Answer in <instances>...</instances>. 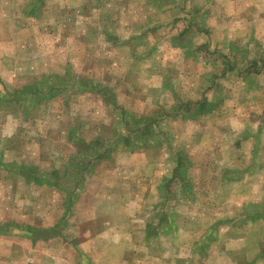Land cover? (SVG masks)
<instances>
[{
  "label": "rangeland",
  "instance_id": "obj_1",
  "mask_svg": "<svg viewBox=\"0 0 264 264\" xmlns=\"http://www.w3.org/2000/svg\"><path fill=\"white\" fill-rule=\"evenodd\" d=\"M211 1H12L10 6L20 21L23 8L33 10L24 14L29 18L24 20L29 36L14 39L12 47L30 52L5 55L13 58L6 64L19 62L12 65V70L18 72L20 68L21 74L14 82H10L14 76L0 74L4 94H20L45 75L59 74L57 80L48 79V90H42L46 98L40 103L0 101V221L37 227L33 236L18 234L20 240L13 244L26 259L14 264H166L164 256L158 262L153 260L154 254H170L173 250L177 256L187 257L190 245L194 248L191 256L198 257L199 241L210 228L214 240L219 234L214 224L220 225L221 218L230 220L234 212L241 211L231 208L234 203L240 204L239 200L223 207L216 204L217 200L208 209L211 201L200 197L203 210L195 206L193 202L199 198L194 199L191 191L202 192L209 186L212 173L222 169L201 166V160L226 161V170H231L234 160L243 161L233 164L232 170L239 173L236 168L240 166L244 173L253 171L248 185L255 186L256 194L262 190L263 195L255 202L260 201L264 209V87L254 91L252 82H246L247 78L261 81L264 77L259 62L246 70L237 69V56L232 58L221 44L216 45L208 26L219 23L223 17L215 16L223 15L229 7L224 0L222 6L218 0ZM134 2L137 7L132 9L129 5ZM199 5L214 17L212 23L193 10ZM199 25L207 33L201 39ZM65 31H73V36L61 38L60 33ZM82 36L84 39H79ZM7 42L0 38V47ZM91 46L94 51L88 49ZM197 52L206 62L200 71L209 68L216 74L202 79L186 70L191 65L185 63V55L193 58ZM261 58L260 63H264V55ZM30 59L34 63L27 65ZM240 62V66L246 63ZM195 70L197 75L201 73ZM61 76L66 77L64 85ZM160 77L173 81L172 88L150 87ZM77 78H94L97 85L87 89L81 82L79 87L65 85ZM217 95L223 100L218 101ZM188 109L196 110L191 117L182 114ZM232 116L243 123L238 136L229 127ZM169 129L171 132H167ZM163 130L171 137L170 149L164 146L151 152V145L164 137ZM117 141L127 150L115 149ZM236 141L240 147L232 149ZM2 143L10 148L8 152H3ZM134 145L148 149L136 154L130 152ZM183 146L189 159L198 160L199 166H177L180 152L172 151V147ZM107 148L109 152H105ZM95 154L110 159L92 167L88 160ZM15 160L29 163L32 177L57 174L60 181L41 187L19 182L20 175L11 172L13 166L8 165ZM76 163L80 165L76 177L85 183L81 182L80 191L73 192L76 184L67 182L66 174ZM245 185L240 184V188ZM7 187L8 196L4 195ZM180 188L185 189V195ZM240 188L234 186L233 191ZM14 190L18 192L14 194ZM169 210L178 212V223L188 217V230L201 227L197 236L166 235L167 226L176 220L167 213ZM60 222L61 227L54 229ZM221 237L228 239L226 235ZM222 244L215 243L210 254H217ZM195 258L187 264H198L193 263Z\"/></svg>",
  "mask_w": 264,
  "mask_h": 264
},
{
  "label": "crops",
  "instance_id": "obj_2",
  "mask_svg": "<svg viewBox=\"0 0 264 264\" xmlns=\"http://www.w3.org/2000/svg\"><path fill=\"white\" fill-rule=\"evenodd\" d=\"M12 1L14 0H0V38L7 39L8 41L5 47H0V64H1L0 74H7L10 77L14 76L12 77L13 79H10L11 80L10 82L16 81L15 79L21 74L20 73L21 69L18 68L19 71L14 72L12 70L13 69L12 65L17 64L19 62L14 61L12 64H6V61L13 60V58H9L8 56L5 55H9V53H14V52H16V54L18 52H22V53L30 52L29 49L23 50L20 49V47L13 49L12 47L16 43L15 41L16 39L23 38L25 35L29 36V34H27L28 26L24 25V20L29 18H27L24 14L26 12L30 13L32 10L29 7L23 8L22 9L23 20L20 21V18L17 15L16 10H14L15 8L10 6L12 5ZM216 1L217 0H213L210 3L213 4ZM218 1L220 2V6H222L223 1L222 0H218ZM224 1L228 3V7L230 10L228 9V11L224 12L223 15L220 14L219 16H215V17H223V18L220 20L219 23L216 24L213 23L211 24V26H208V28H210V30H212L213 32L211 36L214 37L213 39L217 40L216 45L219 46L221 44V47L225 51H227V53L232 58L237 56L236 58L237 63L234 62L233 59H231L236 64L237 69L246 70L249 68L250 65L252 64L254 65L256 62H259L260 70L262 72V76L264 77V63H260V60H262V58L259 59L262 55H264V0H224ZM123 2H126V5L129 4L127 1H123ZM123 2H121V4ZM129 7L135 9V7H137L136 2H134L133 4L130 3ZM199 7L200 5L198 7H194L193 10H197L198 14L200 15V18L204 19L207 17L208 20H210V23H212L213 22L212 18L214 17L206 14L202 10V8ZM244 7L246 10L243 11ZM2 9H5L6 12L2 11ZM26 22L27 21H25V23ZM59 22H64V21L61 20ZM3 28H5L4 32L1 31ZM203 31H204V27L199 25L198 32H202V34L198 35L197 33V35L199 36L200 39L203 37L202 35L206 37L205 34L207 33H203ZM70 35L73 36V31L72 32L65 31L60 33L61 38L68 37ZM79 39H84V38L82 36ZM11 40L14 41L11 42ZM218 40H220V43ZM92 47L93 46L89 47L88 49L94 51V48ZM127 51H131V50L128 49ZM192 51L196 52V50H192ZM39 53H40V48L38 50V54ZM189 53L193 54L191 51ZM196 54L197 56H194L193 58L185 55V63L191 65L188 66V68L186 69V70H190L189 72L190 74H194L198 77H202V79H207L209 75H213L217 73V71L215 70L213 73L212 69L209 68L207 70L200 71L206 67L205 64L206 62L204 63V61L200 57L199 52H197ZM33 59H35V56L33 57ZM240 61H245L246 63H243L240 66L241 63ZM38 62L40 63V61ZM20 63L24 64L26 62H20ZM32 63H34V61L30 59V61L26 64L32 65ZM194 67L199 72H201L199 75L196 74L197 71L195 70ZM69 68L73 71L71 65ZM90 72L93 71L90 70ZM55 75L59 76V74H55ZM58 76L45 75L44 76L45 78H42V80H36L35 83L32 85L33 87L25 88L24 91L20 94L11 93V92L4 94L6 92H4L3 91L4 89L0 87V101L13 102L18 104L40 103L46 98V95H44L45 93L42 90L43 89L46 91L48 90V86L46 85L48 83V79L55 78L57 80L59 78ZM65 78L66 77H62V80L60 81L62 84L65 81ZM219 79L215 80L217 84ZM80 82L84 87H86V89L89 86L97 85L96 82L94 81V78L91 79L87 78L85 79V81L79 80V78H77L76 81L71 80L69 83L65 85L71 88L79 87ZM246 82H252V88H254V91L258 90L260 86H261V90L263 89L262 87H264V79L261 81H256L254 80V78L251 79L247 78ZM4 83L7 84V82L5 81ZM0 84H2L1 81ZM173 84H174L173 81H170L169 79L163 81L162 77H160L158 78V83L153 85L151 84L150 87L158 88V89L163 86L166 88L168 87L172 88ZM216 99L218 101H221L223 100V97L221 95H217ZM192 111H196V110L194 109L184 110L182 114H188L189 117H191L190 114H194ZM220 113L222 114V111ZM214 114H217V110L214 112ZM235 115L238 117L236 111H235ZM237 117L232 116L230 118L231 123L229 127L238 136V133L241 131L240 127L243 126V123H241ZM169 118H173V117H168L169 121H173ZM169 131L171 132V129L167 130V132ZM167 132L164 131V137H162L161 140H159L156 144L151 145L150 147L151 152L153 151L152 149H155V152H157L159 148H162L164 146L166 147V150L170 149L171 137ZM237 142L238 141H236V143L234 144H231L232 149L233 147L234 148L240 147L239 146L240 144ZM116 146L117 148L115 147L114 148L117 149L118 151L124 152L127 150V147L123 142L117 143ZM141 147L142 146L140 145L138 146V148H136V146L134 145L130 149V152H135L137 154V152L139 151H144L145 149H148ZM9 149L10 148L5 147L2 143L3 152H8ZM254 150L255 149H253L252 151ZM172 151L180 152L179 155L181 156V159L177 164L178 167L181 165H185V166L200 165L198 160H193L192 162V160L189 159L190 157L185 149V146L179 149L172 147ZM109 159L110 158L108 157L105 158L101 156L92 160H88V162L91 161L92 167H96L99 166L100 164L105 163L106 160ZM186 159L188 160L186 161ZM11 161H13V159ZM11 161H9L8 163V165L13 166L12 168H10V171L20 175L19 177L22 180H19V182H23V183L26 182L28 185H30L29 183L32 182V183H36V185L41 187V186H47V184H51V183L57 185L58 181H60L55 177L57 174L44 175V176L38 175L37 177H32L30 175V168L32 166H30L29 163L27 162L26 164L25 162L18 163L16 160L14 162ZM200 163L201 166L204 167H209L213 165L216 168L221 166L222 169L220 170V172L214 171V173H212V175L216 176V178H214L213 176V178L209 179V186L205 187V189L202 192L200 193L196 192L197 190L191 191L194 199L196 197L199 198L197 201L193 202L195 206H198L200 211L203 210V201L200 199V197H204L207 200L211 201V205L208 204L206 206V208L208 209L213 207L212 203L217 202V200L218 202L216 204L219 205L221 203L220 204L221 207H223L226 203H234L239 200L240 204L234 203V205L231 208L234 210L241 209V211L238 212V214L234 212L230 220L221 218L222 221L220 222V225L214 224L215 226H218V232H219L217 238H215L214 240L211 236L213 234L212 227L210 228L211 231L207 234L208 236L206 235L202 237L201 240L199 241L201 252L198 254V257L195 258L193 255L191 256V254L194 251V248L192 247V245H190L191 248L190 256L187 257L177 256L176 254H174L173 250L169 249L170 254L166 253L165 254L166 256L160 254H154L153 260H156L158 262L159 258H162V256H164V259H167L165 261L166 264H176L178 262H181L179 264H187L191 262V260H193L194 258L195 260L193 261V263L197 262L198 264H264V209L260 206L261 205L260 201L255 202L256 200H258L255 198L256 197L261 198L263 193L262 190H260L261 192H257L256 194L255 186L253 187L252 185V187L250 188L248 185V183L252 182L253 171L248 172L246 170V173H244V171H242L241 169L242 167L237 166L236 169L239 171L240 174L238 172L234 173L232 170L233 164L234 165H236L237 163L244 164L243 161H239L237 159L231 162L230 165L231 170L225 169L226 167H228L226 161H220V162L214 161V162L204 163V160H201ZM84 165L85 164H82V166ZM78 166H80L78 163L71 164L72 168H70L69 173L66 174L67 176H69L67 182L72 181L74 184H76L75 190L73 192L80 191L79 188L81 182L85 183L84 179H82L80 182V179L76 177L79 175ZM247 166H249V164H247L246 162L245 167ZM168 181L169 178L167 179L166 185H169ZM240 184H246V185L244 188H240ZM173 185H175V182ZM234 186H238L240 190L234 192L233 191ZM5 190L6 192L4 195L8 196V191H9L8 187ZM12 192H14L15 194L16 192H18V190H14ZM180 192H182L185 195V189L180 188ZM261 193L262 195L260 196ZM175 197L176 196H174V198ZM184 198L185 197H183L182 202H185ZM3 203L6 204V211H7L9 209V202L6 201ZM186 203H184L185 207L188 206V204ZM255 206H257V208H255ZM156 209H158V206ZM220 211L222 212V208L220 209ZM167 213L174 219H176L175 215H179L177 211H173V210H169ZM255 214H259L258 217H256ZM183 218H185V221L183 223H178L177 219L175 220L174 224L168 223L169 226H167L166 228V235L170 234V237H173V235L174 236L177 235L178 237L182 235V233H184L186 236L190 238L189 235L191 236L196 235V232H200L201 227H199L198 229L191 228L188 230V226L185 222L190 223V220L188 219V217L185 216ZM59 227H61V222L56 224L53 228L57 229ZM38 230H48V229H38ZM36 232H37V227H34L32 225H25L23 224V222L16 224L10 220L0 221V264L1 262H5V264H14L16 262L24 263L26 256H24L23 251H19V250L16 251V245L13 243L16 241V239L20 240L18 234L23 235V237L26 236L29 237L30 235L33 236ZM223 235H226L228 239L221 237ZM39 237L41 238L43 237V235H39ZM217 242L223 243L221 249L220 251L217 252V254L211 255L210 248H212V246ZM179 247H183V246H179ZM178 259H182V261H178Z\"/></svg>",
  "mask_w": 264,
  "mask_h": 264
},
{
  "label": "trees",
  "instance_id": "obj_3",
  "mask_svg": "<svg viewBox=\"0 0 264 264\" xmlns=\"http://www.w3.org/2000/svg\"><path fill=\"white\" fill-rule=\"evenodd\" d=\"M117 143H119V141H117ZM117 143H116V144H117ZM109 150H110V149H109V148H107V150H105V152H109ZM95 153H96V149H95ZM101 156H103V157H105V158L107 157L106 155H101V154H98V155L96 156V154H95V157H94V159H95V158H98V157H101Z\"/></svg>",
  "mask_w": 264,
  "mask_h": 264
}]
</instances>
